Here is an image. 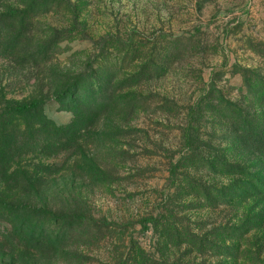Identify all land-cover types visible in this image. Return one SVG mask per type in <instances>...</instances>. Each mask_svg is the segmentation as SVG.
Here are the masks:
<instances>
[{"label":"rangeland","instance_id":"374dc122","mask_svg":"<svg viewBox=\"0 0 264 264\" xmlns=\"http://www.w3.org/2000/svg\"><path fill=\"white\" fill-rule=\"evenodd\" d=\"M0 264H264V0H0Z\"/></svg>","mask_w":264,"mask_h":264},{"label":"trees","instance_id":"16d2710c","mask_svg":"<svg viewBox=\"0 0 264 264\" xmlns=\"http://www.w3.org/2000/svg\"><path fill=\"white\" fill-rule=\"evenodd\" d=\"M2 111L6 115H23L35 110L38 107V102L32 101L30 103L5 102L2 106Z\"/></svg>","mask_w":264,"mask_h":264}]
</instances>
